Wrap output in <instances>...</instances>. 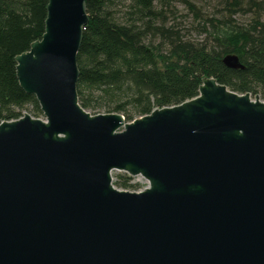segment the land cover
Segmentation results:
<instances>
[{
    "label": "water",
    "instance_id": "95a60500",
    "mask_svg": "<svg viewBox=\"0 0 264 264\" xmlns=\"http://www.w3.org/2000/svg\"><path fill=\"white\" fill-rule=\"evenodd\" d=\"M84 1L48 0L40 41L14 59L43 121L0 123V264H264V102L204 78L130 123L84 111ZM114 172L148 187L118 191Z\"/></svg>",
    "mask_w": 264,
    "mask_h": 264
},
{
    "label": "trees",
    "instance_id": "16d2710c",
    "mask_svg": "<svg viewBox=\"0 0 264 264\" xmlns=\"http://www.w3.org/2000/svg\"><path fill=\"white\" fill-rule=\"evenodd\" d=\"M85 0L88 22L77 54L80 107L92 115H121L126 123L193 100L204 78L264 102V0ZM48 0H0V123L40 119L38 103L16 80L14 59L44 34ZM182 4L201 42L186 38L174 19ZM250 19L240 23L239 19ZM169 18L173 19L169 24ZM234 55L243 71L227 69ZM113 186L136 191L116 174Z\"/></svg>",
    "mask_w": 264,
    "mask_h": 264
},
{
    "label": "rangeland",
    "instance_id": "374dc122",
    "mask_svg": "<svg viewBox=\"0 0 264 264\" xmlns=\"http://www.w3.org/2000/svg\"><path fill=\"white\" fill-rule=\"evenodd\" d=\"M196 2V5L198 8L203 9V12L205 13V15H211L212 14V8L211 7H207V5L203 2V1H199V0H193ZM175 10L177 12L176 18L174 19L178 24H182V28L183 31H187L185 33L186 38L189 39L190 41H197V42H201L204 38L203 36H200L198 34V32L194 31V27L196 25V22L193 20V16L188 14V11L184 8V6L182 4H175ZM263 19L262 21L264 22V15L262 16ZM250 19L249 16L245 17V19H239L240 23H245V21H248ZM169 24H172L173 19L169 18ZM253 98V97H252ZM98 114H103V113H98ZM43 121V119H41ZM116 174L118 173H112V177H113V183L116 181L115 177ZM132 183H134L136 186H138L139 190H144V188L148 187L147 182L141 178H135L131 181ZM130 182V183H131Z\"/></svg>",
    "mask_w": 264,
    "mask_h": 264
},
{
    "label": "built area",
    "instance_id": "2783aa9c",
    "mask_svg": "<svg viewBox=\"0 0 264 264\" xmlns=\"http://www.w3.org/2000/svg\"><path fill=\"white\" fill-rule=\"evenodd\" d=\"M41 119H43V118H40V120H41ZM137 178H139V177H137ZM133 179H135V178H132V180H133ZM130 185L133 186V185H135V184L131 182ZM115 188H116V187H115ZM116 189H117V188H116ZM117 190H118V191H122V190H119V189H117ZM123 191H126V190H123ZM142 191H143V190H139V189H138V190H136V191H126V192H130V193H133V192H135V193H139V192H142Z\"/></svg>",
    "mask_w": 264,
    "mask_h": 264
}]
</instances>
